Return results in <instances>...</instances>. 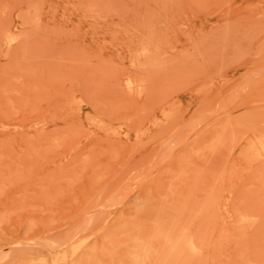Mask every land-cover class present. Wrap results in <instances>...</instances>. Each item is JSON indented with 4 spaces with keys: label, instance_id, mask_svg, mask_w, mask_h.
<instances>
[{
    "label": "rangeland",
    "instance_id": "obj_1",
    "mask_svg": "<svg viewBox=\"0 0 264 264\" xmlns=\"http://www.w3.org/2000/svg\"><path fill=\"white\" fill-rule=\"evenodd\" d=\"M160 258L264 264V0H0V264Z\"/></svg>",
    "mask_w": 264,
    "mask_h": 264
},
{
    "label": "bare ground",
    "instance_id": "obj_2",
    "mask_svg": "<svg viewBox=\"0 0 264 264\" xmlns=\"http://www.w3.org/2000/svg\"><path fill=\"white\" fill-rule=\"evenodd\" d=\"M10 40V39H9ZM252 158H250L249 159V161H253V160H251ZM255 159V158H254ZM230 174V173H229ZM260 180H261V178H260ZM216 187H214L215 189L214 190H216V188H217V185H215ZM212 189V188H211ZM211 189H209V190H211ZM218 191V190H217ZM209 192H211V191H209ZM213 193H215V191L213 192ZM208 195V194H207ZM212 195H217V194H212ZM206 197H208V196H206ZM210 197V196H209ZM212 198H213V196H212ZM206 199V198H205ZM210 199V198H209ZM206 202H207V200H206ZM205 202V203H206ZM212 202H213V200H212ZM209 203V202H208ZM208 203H207V205H208ZM211 203V202H210ZM214 203L215 202H213V203H211V205L213 204L214 205ZM206 205V204H205ZM204 207V206H203ZM207 207H209V206H207ZM202 209V208H201ZM204 209V208H203ZM202 209V210H203ZM206 209V208H205ZM185 210V209H184ZM191 210V209H190ZM201 211V210H200ZM199 213V212H198ZM200 214V213H199ZM186 215V213H184V216ZM190 215V214H189ZM198 215V214H197ZM201 216V215H200ZM232 217V216H231ZM162 220V219H161ZM176 223V222H175ZM179 225V224H178ZM183 226H185V225H183ZM179 227H180V225H179ZM177 232V231H176ZM191 234V233H190ZM189 234H188V232H187V236H188ZM188 238V237H187ZM194 239V238H193ZM183 243H184V246H187L189 249H191V250H195L196 249V245H197V243H196V241H195V244L193 243V241L192 240H190V239H186V240H183ZM142 244V243H141ZM182 244V243H181ZM149 246V245H148ZM138 248V247H137ZM151 249H152V251H153V248L152 247H150ZM183 249H184V247H182ZM157 249V248H156ZM183 249H181V251L183 250ZM200 249V248H199ZM136 251H137V249H135ZM130 251V250H129ZM135 251V252H136ZM132 252V251H131ZM140 252V251H139ZM164 252H165V250H164ZM163 252V253H164ZM136 254V253H135ZM155 254V253H154ZM138 255V254H137ZM159 255H160V252H159ZM165 255V254H164ZM132 257V256H131ZM151 257V256H150ZM150 257L148 258V259H150ZM154 257V256H153ZM135 258V257H134ZM138 258H140L139 257V255H138ZM144 259V258H143ZM154 259H155V257H154ZM138 260V259H137ZM158 260V259H157ZM160 261H161V264H163V261L161 260V258L159 259ZM128 261V260H127ZM141 261V260H140ZM143 261V260H142ZM175 261V260H174ZM139 262V261H138ZM146 262L147 261H145V264H146ZM148 262H149V260H148ZM154 262H156V264H160V262L158 261V263H157V261H154ZM168 262V261H167ZM144 263V262H143ZM164 263H165V260H164ZM131 264V263H130ZM136 264H138V263H136ZM166 264V263H165Z\"/></svg>",
    "mask_w": 264,
    "mask_h": 264
}]
</instances>
